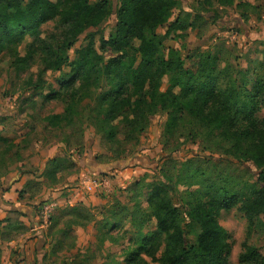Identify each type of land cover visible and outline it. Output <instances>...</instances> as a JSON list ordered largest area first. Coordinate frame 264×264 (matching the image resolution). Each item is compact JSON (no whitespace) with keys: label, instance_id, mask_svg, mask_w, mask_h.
Instances as JSON below:
<instances>
[{"label":"trees","instance_id":"trees-1","mask_svg":"<svg viewBox=\"0 0 264 264\" xmlns=\"http://www.w3.org/2000/svg\"><path fill=\"white\" fill-rule=\"evenodd\" d=\"M177 1L120 0L114 32L102 38L100 52L94 29L110 16V0L95 3L91 0H0V59L6 53L17 71L28 72L38 57L45 68L39 70L40 79L34 80V74L28 77L29 89L34 90L43 88L46 68L61 70L68 63L70 71L59 79L61 88L48 91L49 97L67 100L66 112L64 116H52L54 124H50L69 129L72 143L81 150L85 146V123L91 121L97 126L103 139L112 146V157L95 156L87 160L100 175L115 166L101 162L118 161L135 151L139 137L148 131L153 117L160 111L168 113L164 149L169 154L179 149L180 139L185 137L193 138L203 151L211 154L232 155L243 164L253 162L259 178L256 182L239 183L227 174L211 172L214 158L203 159L210 165L201 166L198 160L182 163L169 156L161 169V179L147 183L145 174L129 186L132 209L116 200L110 216L98 221L96 226L97 233H101L102 227L116 228L122 222L119 219L122 213H127L137 230H144L150 220L155 221V231L138 241V246L129 247L126 264H229L231 245L228 232L218 220L221 211L238 207L248 220L249 233L256 219L264 216V116L259 115L264 109V75L258 76L252 89H248L239 83L244 77L239 80L233 76L235 70L223 59L222 52L197 49L184 57L171 50L163 58L166 35L172 33L184 41L189 28L203 32L210 25L199 12L181 13L171 19ZM204 3L226 6L238 1L204 0ZM239 6L253 7L248 0H240ZM243 17H248V11ZM56 20L61 26V38L54 42L41 38L42 25ZM167 22L166 34H159L158 28ZM87 31V44L77 50L76 59L69 61L66 52ZM28 34L34 35L36 42L22 53L19 48ZM130 49L135 55L129 56ZM101 76L108 79L110 88L97 94ZM166 78L169 86L163 92L161 84ZM29 104L32 109L36 107L31 98ZM3 119L0 117V121ZM0 140L8 146L12 143L4 136ZM12 155L11 149L0 147V186L10 173L7 160ZM67 165L68 169L76 166L73 162ZM63 167L59 157L48 160L40 189L51 181V184L60 182ZM180 174L186 175L188 185H200L196 191L188 192L189 204L195 205L191 221L201 226L195 242L186 236L185 227L192 225L175 205L170 190L175 175L180 177ZM259 183L261 187L257 188ZM146 188L149 189L147 209L139 203ZM27 192L19 190V199ZM8 214L0 219V264L2 243L17 240L29 229L20 217L24 213L10 211ZM50 221L51 234L66 239L73 237L69 235L72 230L95 222L96 215L91 206L78 203L61 210ZM108 237L111 236L105 234L102 239ZM161 245L164 247L158 257ZM143 254L150 256L153 263ZM238 264H264V254L257 247L245 244Z\"/></svg>","mask_w":264,"mask_h":264},{"label":"rangeland","instance_id":"rangeland-1","mask_svg":"<svg viewBox=\"0 0 264 264\" xmlns=\"http://www.w3.org/2000/svg\"><path fill=\"white\" fill-rule=\"evenodd\" d=\"M97 1L99 0H91L93 3ZM237 1L238 3L233 5L221 6L215 3L212 6H206L204 0H178L172 10L171 19L181 13L189 12L194 15L199 12L210 25L203 32L189 28L184 41L172 33L166 35L163 40L162 57L167 58L171 50L178 51L184 57L197 49L215 53L222 52L223 59L235 70L233 76L239 80L244 77V80L239 83L252 89L257 77L264 75L262 65L264 63V2L248 0L253 7H245L239 6L240 0ZM110 2V16L100 24L98 29H94L97 31L96 47L100 52L102 38H108L114 32L117 23L120 0H110ZM246 11H248V17H243ZM193 20L192 18L191 21ZM168 22L158 28L159 34H166ZM88 33L87 31L80 35L73 48L66 52L69 61L76 59L77 50L87 44ZM60 34L61 26L57 20L41 27L40 37L43 39H52L54 42L56 38H61ZM35 42L36 37L28 34L19 50L24 53ZM137 44L138 42L135 43ZM104 53L108 55L110 51ZM130 55H135L133 49H130ZM44 68L45 66L41 64L38 57L28 72L17 71L12 59L6 53L0 59V117L5 118L0 121V138L4 136L12 140L9 146L0 140V147L11 149L13 153L7 160L10 173L3 179L0 190L4 187L11 188L15 182L22 179L21 189L28 191L23 199L18 197L14 203L0 196V201L4 202L7 207L0 214L6 217L10 211L24 213V216L20 217L29 227L28 231L17 240L2 243L1 264H126L128 250L138 246V241L144 240L155 231V221L150 220L144 230H137L131 225L127 213H122L119 216L122 220L119 226L116 228L102 227V236L101 233H97V223L104 217L110 216L116 200L132 209L133 195L129 191V186L145 174L148 176L147 183L161 179V169L169 156L182 163L198 160L201 166L210 165L204 163L203 159L211 161V158H214L211 164L215 165H212L211 172L227 174L239 183L241 181L256 182L259 178V171L253 162L243 164L232 155L224 156L203 151L193 138L182 137L180 139L182 145L179 149L169 154L164 149V135L168 120L166 111L156 113L148 131L139 137V143L134 152L118 161L100 163L102 165L115 164L104 175H100L91 168H86L87 160L95 156L112 157V146L103 139V135L98 132L97 126L91 121L85 123L84 126V150L72 143L73 139L70 137L69 129L53 125L51 117L65 115L67 100H56L49 97L48 91L61 88L59 79L64 72L70 71V66L67 63L61 70L46 68L43 75V88L29 89L28 77L34 74V80L40 79L39 70ZM168 86L166 78L162 81L161 90L165 92ZM109 88L108 79L101 76L97 94L106 92ZM29 98L36 102L34 109L29 107ZM259 115L264 116V109L260 110ZM119 138L123 137L120 135ZM54 157H59L64 165L59 174L61 181L55 184H51V181L50 184L40 189L46 164ZM70 162L76 165L73 169L66 168ZM82 172H84L82 177H79ZM92 173L103 180L95 190L88 191L82 182L87 176H92ZM176 175L170 184L171 194L186 222L192 225V227H185L186 236L189 241L195 242L201 226L191 221L190 214L194 211L195 205L189 204L188 192L196 191L200 185H188L187 172L184 176ZM70 178H73V181H68ZM70 184H73V187H70ZM256 185L257 188L261 187L260 183ZM72 188H82L83 192H87V198L90 195L96 197V201H87L86 204L92 207L96 221L84 228L72 230L69 235L73 237L64 239L59 234H51L50 220L61 210L72 206L68 201ZM148 192L149 189L146 188L139 198V203L145 209L148 207ZM218 220L229 235L231 245L229 264H238L245 244L257 247L264 254V216L256 219L255 227L250 233L248 220L238 207L222 210ZM105 234L111 237L106 240L102 239ZM163 247V245L159 247L158 257L161 256ZM143 257L152 262L150 256L143 254Z\"/></svg>","mask_w":264,"mask_h":264},{"label":"crops","instance_id":"crops-1","mask_svg":"<svg viewBox=\"0 0 264 264\" xmlns=\"http://www.w3.org/2000/svg\"><path fill=\"white\" fill-rule=\"evenodd\" d=\"M85 166H86V168H91L93 170L91 163H86ZM82 171H84V170H82ZM83 173L84 172L80 173L79 177H82ZM124 173H126V171H124ZM92 175H95V174L92 173ZM68 181H73V178H70ZM22 185H23V180L21 179V180L15 182V184L11 188L10 187L1 188V190H0L1 198L3 197L4 199L10 200V201H12V203H14L15 201L18 200V190H20L22 188ZM69 186L73 187V184H70ZM82 188L70 189L71 194L69 195V199H68L70 205H75V204L80 203V202L87 204V201H96L97 200L94 195H90L87 198V192L86 193L83 192ZM5 209H7L6 204L4 202L0 201V211H1L0 213L4 212L3 210H5ZM3 217H5V216L0 214V219H3Z\"/></svg>","mask_w":264,"mask_h":264},{"label":"built area","instance_id":"built-area-1","mask_svg":"<svg viewBox=\"0 0 264 264\" xmlns=\"http://www.w3.org/2000/svg\"><path fill=\"white\" fill-rule=\"evenodd\" d=\"M102 180H103L102 178L92 175V176H87V178L84 179L82 184L84 185V188L87 189L88 191H93L98 186L101 185Z\"/></svg>","mask_w":264,"mask_h":264}]
</instances>
